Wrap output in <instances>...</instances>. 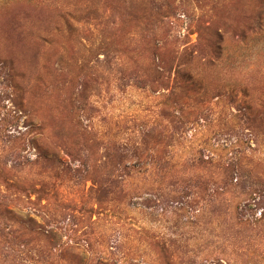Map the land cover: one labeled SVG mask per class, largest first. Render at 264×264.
<instances>
[{
    "label": "rangeland",
    "instance_id": "obj_1",
    "mask_svg": "<svg viewBox=\"0 0 264 264\" xmlns=\"http://www.w3.org/2000/svg\"><path fill=\"white\" fill-rule=\"evenodd\" d=\"M0 264H264V0H0Z\"/></svg>",
    "mask_w": 264,
    "mask_h": 264
},
{
    "label": "trees",
    "instance_id": "obj_2",
    "mask_svg": "<svg viewBox=\"0 0 264 264\" xmlns=\"http://www.w3.org/2000/svg\"><path fill=\"white\" fill-rule=\"evenodd\" d=\"M156 73H157V79H161V80H164V79H167L165 76H164V73H163V71H156ZM178 77H179V80L176 82V85L174 86V88H175V90H177L178 92H179V94L183 97V98H189L190 100H191V97H195L196 98V100H197V103H199V102H201L202 101V98H199V96H201L202 94H200L201 93V91H202V86H201V84L195 79V77L193 76V75H191L190 74V72L188 73L187 71H184L183 73H179L178 74ZM202 97V96H201ZM174 117H176V116H174ZM178 121H179V119H178ZM174 135L175 134H173V135H171L172 137H174ZM165 136V134H162V137H164ZM161 137V138H162ZM160 138V139H161ZM125 145V144H124ZM141 152V154H140V156H139V158L138 159H141V157H143V159L145 160V159H148L149 158V161H150V164H146L144 161H142L141 163H140V167H137V166H135L136 165V163H139L140 161L138 160V161H136V162H134L133 164H131V166L130 167H126V168H128V174H126L127 176H130L131 174H130V171L131 170H135V171H141V172H148V170L150 169V167L154 164V163H156V160H154L149 154H146V155H144L145 153H146V148H144L142 151H140L139 150V147H136V146H133V147H131V150H130V153H131V155H133L132 157H130V158H133V157H137V155H139V153ZM110 155H112V156H116V151H115V149H113L112 148V151L110 152ZM126 154H123V155H121V157H127V156H125ZM153 159V160H152ZM152 160V161H151ZM165 165L166 166H168V165H170V162H168V160H165ZM142 166H144V167H142ZM124 167V168H125ZM135 167H137V168H135ZM230 166H228L226 169V171H231V170H233L232 168H229ZM126 168H125V170H126ZM143 168H145V169H143ZM160 170H162V168H160ZM127 173V172H126ZM112 181H114V180H112ZM114 183V182H113ZM118 183V181H116L115 182V184H114V189H115V191H117L118 189H119V186H117L116 184ZM223 187H225V186H223ZM121 190H122V188H121ZM8 213V212H7Z\"/></svg>",
    "mask_w": 264,
    "mask_h": 264
}]
</instances>
